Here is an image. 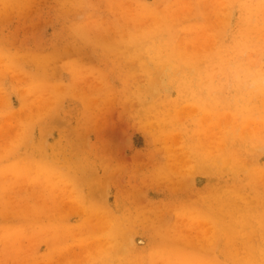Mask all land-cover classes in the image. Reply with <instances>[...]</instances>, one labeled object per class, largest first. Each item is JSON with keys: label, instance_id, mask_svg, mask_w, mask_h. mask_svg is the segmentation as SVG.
<instances>
[{"label": "rangeland", "instance_id": "1", "mask_svg": "<svg viewBox=\"0 0 264 264\" xmlns=\"http://www.w3.org/2000/svg\"><path fill=\"white\" fill-rule=\"evenodd\" d=\"M263 225L264 0H0V264H264Z\"/></svg>", "mask_w": 264, "mask_h": 264}, {"label": "bare ground", "instance_id": "2", "mask_svg": "<svg viewBox=\"0 0 264 264\" xmlns=\"http://www.w3.org/2000/svg\"><path fill=\"white\" fill-rule=\"evenodd\" d=\"M251 21V20H250ZM247 27V26H246ZM249 27H250V25H249ZM244 88V87H243ZM252 92V91H251ZM250 94V93H249ZM82 171V170H81ZM81 173V172H80ZM168 175V174H167ZM162 176V175H161ZM165 176H166V174H165ZM83 179V178H82ZM163 179H164V177H163ZM84 180V179H83ZM216 180V179H215ZM161 181V180H160ZM153 184V183H152ZM132 185V184H131ZM180 185V184H179ZM137 187V186H136ZM183 189V188H182ZM211 189V188H210ZM178 191V190H177ZM182 191V190H181ZM140 192V191H139ZM210 192V191H209ZM133 197V196H132ZM141 197V196H140ZM139 198V197H138ZM131 199V198H130ZM138 200V199H137ZM130 201V200H129ZM128 201V202H129ZM212 202V201H211ZM217 203H219V202H217ZM216 203V204H217ZM232 204V203H231ZM235 204V203H234ZM219 205V204H218ZM225 206V205H224ZM235 210H236V212L237 211H240V208L238 207V206H236L235 207ZM105 217V216H104ZM129 217V216H128ZM127 218V217H126ZM130 219V218H129ZM131 220V219H130ZM132 221V220H131ZM129 223V222H128ZM132 224V223H131ZM135 225V224H134ZM130 226V225H129ZM139 226V225H138ZM144 226V225H143ZM264 226V225H263ZM131 228H132V226H131ZM135 228V227H134ZM133 229V228H132ZM263 233H264V230H263ZM246 251H245V258H247V262H248V264H250L251 263V254H250V246H247L246 247V249H245ZM249 252V253H248ZM143 254L144 253V251L141 253V252H136V254ZM137 254V255H138ZM115 264V263H114ZM117 264H128V262L125 260V259H123V260H118V263ZM129 264H131V263H129Z\"/></svg>", "mask_w": 264, "mask_h": 264}]
</instances>
